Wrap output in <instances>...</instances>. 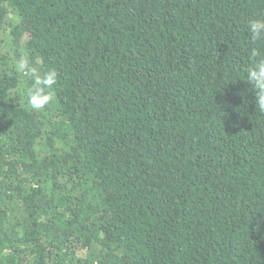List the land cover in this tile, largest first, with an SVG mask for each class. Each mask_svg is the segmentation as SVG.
I'll return each instance as SVG.
<instances>
[{
	"label": "trees",
	"instance_id": "1",
	"mask_svg": "<svg viewBox=\"0 0 264 264\" xmlns=\"http://www.w3.org/2000/svg\"><path fill=\"white\" fill-rule=\"evenodd\" d=\"M256 18L264 0H0V264H264ZM25 51L58 72L42 110Z\"/></svg>",
	"mask_w": 264,
	"mask_h": 264
},
{
	"label": "clouds",
	"instance_id": "2",
	"mask_svg": "<svg viewBox=\"0 0 264 264\" xmlns=\"http://www.w3.org/2000/svg\"><path fill=\"white\" fill-rule=\"evenodd\" d=\"M250 34V65L246 69L245 81L253 86L256 107L264 112V18L252 19L248 22ZM260 45V46H258ZM15 71L31 81L21 98L26 97L27 105L32 110H42L53 101L52 89L57 83L58 72L54 68L41 69L27 51L15 61Z\"/></svg>",
	"mask_w": 264,
	"mask_h": 264
}]
</instances>
